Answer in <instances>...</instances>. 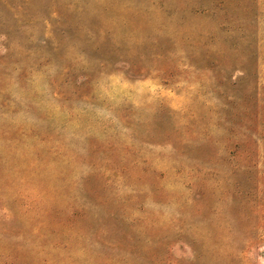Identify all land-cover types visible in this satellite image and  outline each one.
<instances>
[{"label": "rangeland", "instance_id": "obj_1", "mask_svg": "<svg viewBox=\"0 0 264 264\" xmlns=\"http://www.w3.org/2000/svg\"><path fill=\"white\" fill-rule=\"evenodd\" d=\"M0 264H264V0H0Z\"/></svg>", "mask_w": 264, "mask_h": 264}]
</instances>
